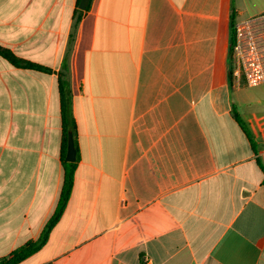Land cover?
Returning <instances> with one entry per match:
<instances>
[{
  "label": "crops",
  "instance_id": "0c3cea01",
  "mask_svg": "<svg viewBox=\"0 0 264 264\" xmlns=\"http://www.w3.org/2000/svg\"><path fill=\"white\" fill-rule=\"evenodd\" d=\"M81 1L0 0V259L57 209L64 92L73 190L21 264H264V85L231 53L264 0Z\"/></svg>",
  "mask_w": 264,
  "mask_h": 264
},
{
  "label": "built area",
  "instance_id": "2783aa9c",
  "mask_svg": "<svg viewBox=\"0 0 264 264\" xmlns=\"http://www.w3.org/2000/svg\"><path fill=\"white\" fill-rule=\"evenodd\" d=\"M233 59L237 82L264 85V13L235 23Z\"/></svg>",
  "mask_w": 264,
  "mask_h": 264
},
{
  "label": "trees",
  "instance_id": "16d2710c",
  "mask_svg": "<svg viewBox=\"0 0 264 264\" xmlns=\"http://www.w3.org/2000/svg\"><path fill=\"white\" fill-rule=\"evenodd\" d=\"M233 45H234V37L231 41V53L233 54ZM12 61H15V58L11 57ZM33 68H41L35 65H31ZM63 121H64V139H63V151L66 154L67 152V147H68V133L69 131H72L73 133L76 130V125L74 120L71 117L70 113V107L69 103L66 101L64 98V92H63ZM239 120V123L241 124V120ZM246 131V128H244ZM247 135L249 133L246 131ZM65 154L63 156V166L65 170V177H64V184L60 196V200L57 206V209L55 211V214L51 218V220L48 222L46 225L45 229L43 230L42 235L40 238L35 241V242H30L26 244L25 246L19 248L16 250L13 255L9 258H2L0 259V264H21L23 261L28 259L29 257L33 256L34 254L38 253L42 247L46 244L49 235L53 229V227L56 225V223L59 221L61 218L66 205L69 201V198L71 197L72 190H73V184H74V179H75V171H76V164L75 163H70L65 160ZM261 168L264 173V166L261 165Z\"/></svg>",
  "mask_w": 264,
  "mask_h": 264
},
{
  "label": "water",
  "instance_id": "95a60500",
  "mask_svg": "<svg viewBox=\"0 0 264 264\" xmlns=\"http://www.w3.org/2000/svg\"><path fill=\"white\" fill-rule=\"evenodd\" d=\"M89 3V0H82L80 4V9L85 10L87 5ZM76 149H75V144H74V138L73 134L69 133L68 136V151H67V156H66V161L70 163H74L76 161Z\"/></svg>",
  "mask_w": 264,
  "mask_h": 264
}]
</instances>
